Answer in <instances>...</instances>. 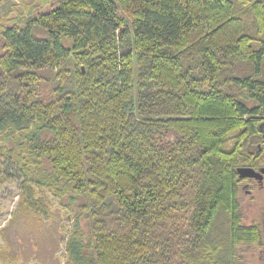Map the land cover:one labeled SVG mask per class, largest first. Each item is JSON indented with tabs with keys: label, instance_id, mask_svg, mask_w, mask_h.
<instances>
[{
	"label": "trees",
	"instance_id": "1",
	"mask_svg": "<svg viewBox=\"0 0 264 264\" xmlns=\"http://www.w3.org/2000/svg\"><path fill=\"white\" fill-rule=\"evenodd\" d=\"M262 116L264 0H20L0 19V160L22 180L0 264L41 263L64 220L46 264H245L263 240L236 170L264 168Z\"/></svg>",
	"mask_w": 264,
	"mask_h": 264
},
{
	"label": "rangeland",
	"instance_id": "2",
	"mask_svg": "<svg viewBox=\"0 0 264 264\" xmlns=\"http://www.w3.org/2000/svg\"><path fill=\"white\" fill-rule=\"evenodd\" d=\"M29 1V0H24ZM20 0H0V19L7 13L11 12L14 5H18ZM3 170V178L5 181L0 183V228L3 227L11 217V214L15 208L18 196L21 192L22 180L20 179L16 169L5 161L0 160ZM245 188V187H244ZM249 190L251 191L249 193ZM239 201L241 204V210L244 214L245 223L249 224L252 221L260 223L261 226V237L263 240V247L261 249L252 248L246 253L245 264H264V181L255 184L250 189H242L239 193ZM63 225L65 226L66 232L71 228V222L64 220ZM52 234L55 237L63 235V239L58 243V247L54 251L52 248L55 247L54 237L47 236L41 241L43 248V254L41 255V263L46 264L49 260V256L53 253L55 258H58L61 263L64 262L65 253V240L67 233L60 230L59 228L52 229ZM66 233V234H65ZM62 234V235H61ZM35 257L31 258L27 264H41Z\"/></svg>",
	"mask_w": 264,
	"mask_h": 264
},
{
	"label": "flooded vegetation",
	"instance_id": "3",
	"mask_svg": "<svg viewBox=\"0 0 264 264\" xmlns=\"http://www.w3.org/2000/svg\"><path fill=\"white\" fill-rule=\"evenodd\" d=\"M262 120H261V132L259 133L258 136H256L255 138L253 139H250V142L248 143V149H250L251 152H253L255 150V147L257 146L258 148L260 147V145L258 144V142H260L261 140L264 141V116L261 117ZM244 181H246L245 183H242L241 185V189H250L251 186L253 185H257L259 184V182H257V180H254V179H244ZM264 181V177H263V180L262 182ZM245 187V188H244ZM251 191L249 190V193Z\"/></svg>",
	"mask_w": 264,
	"mask_h": 264
},
{
	"label": "water",
	"instance_id": "4",
	"mask_svg": "<svg viewBox=\"0 0 264 264\" xmlns=\"http://www.w3.org/2000/svg\"><path fill=\"white\" fill-rule=\"evenodd\" d=\"M236 173L240 179H254L261 183L264 177V168L255 171L252 168L241 167L236 170Z\"/></svg>",
	"mask_w": 264,
	"mask_h": 264
}]
</instances>
